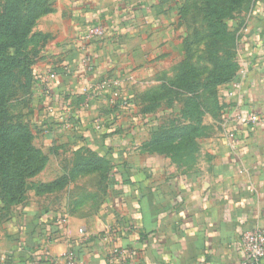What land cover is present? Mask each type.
<instances>
[{"label": "crops", "instance_id": "0c3cea01", "mask_svg": "<svg viewBox=\"0 0 264 264\" xmlns=\"http://www.w3.org/2000/svg\"><path fill=\"white\" fill-rule=\"evenodd\" d=\"M162 1L54 5L48 32L58 50L34 66L35 85L42 98L51 96L53 112L65 108L67 127L59 133L50 117L42 125L51 122L44 125L49 138L77 141L66 146L70 156L103 159L105 177L97 171L68 177L66 190L31 194L6 207L0 213V264H66V251L77 264H105L108 230L111 243L129 250L127 264H248L239 238L264 225V122L245 125L230 118L254 111L264 116V0H254L241 33L240 68L220 93L217 132L188 162L144 149L149 132L130 89L141 70L150 73L148 65L143 70L134 64L150 60L164 34L158 31ZM92 23L106 32L91 43L95 69L83 83L76 71L79 52L65 47L69 36L77 39ZM66 28L71 30L65 34ZM54 71L57 78L47 79ZM98 82L105 87L92 92L88 86ZM85 93L90 98L81 108ZM116 100L122 102L111 109Z\"/></svg>", "mask_w": 264, "mask_h": 264}, {"label": "rangeland", "instance_id": "374dc122", "mask_svg": "<svg viewBox=\"0 0 264 264\" xmlns=\"http://www.w3.org/2000/svg\"><path fill=\"white\" fill-rule=\"evenodd\" d=\"M10 1L0 0V16ZM58 1L62 2L21 0L20 18L24 22L37 7L49 11L33 19L22 40L17 38L20 55L23 51L27 54L23 61L30 60L28 66H15L5 74L9 83L6 104L0 113L5 112L6 137L1 139L0 147L9 148L3 155L5 166L0 167V198L8 192L26 200L31 194L66 190L69 185L70 171L60 172V168L74 164L76 155L70 156L67 147H76L78 143L61 136L47 137L49 131L44 125L51 122L42 125L47 118L53 119L50 127H56L54 130L59 133L67 126L53 112L51 96L45 93L46 99L40 95L34 69L51 50H58L55 41L50 42L53 32H48ZM64 1L68 4L77 0ZM253 8L254 0L162 1L158 31L163 30L164 34L155 42L150 60L134 64L141 69L148 65L150 73L144 76L141 70L130 86L145 112V131H170L168 147L188 143L186 147L194 146L197 150L193 154H198L205 140L217 132L221 121L219 97L229 84L223 78L237 75L240 68L241 33L253 16ZM79 36L80 33L77 39ZM68 38L65 50L72 47L79 52L77 39Z\"/></svg>", "mask_w": 264, "mask_h": 264}, {"label": "trees", "instance_id": "16d2710c", "mask_svg": "<svg viewBox=\"0 0 264 264\" xmlns=\"http://www.w3.org/2000/svg\"><path fill=\"white\" fill-rule=\"evenodd\" d=\"M21 0H11L3 9V12L0 16V112H2L4 105L6 104L5 94L7 93V84L9 83L5 77V74L15 66H22L27 67L30 60L26 59V52H22L21 55L18 50V42L19 39H23L30 30L31 24L34 18H37L43 12H48L49 9L41 10L40 7L35 8L32 12V16H30L27 20L22 21L20 18V7ZM19 38V39H17ZM21 39V40H22ZM13 50L12 52H10ZM236 75L231 74V78H223V81L226 83H230L234 80ZM134 101L137 102L136 97L133 96ZM122 101L116 100L115 103L111 104V109H116L119 107V104ZM138 103V102H137ZM141 113L144 115L145 112L143 108H141ZM5 113V112H4ZM4 113H0V141L1 139L5 138V131L3 130L4 124ZM77 116V114H74ZM167 133L170 131L164 130H157L155 132L150 133L148 139L144 142L143 147L149 152H156L160 154H166L171 157V159L175 162L179 161H190L192 157L195 155L193 152L194 146H189L188 143H184L181 145L177 143L175 147H168L170 145V137ZM191 145V144H190ZM8 147L1 148L0 147V167L3 165V155L4 152H7ZM194 149V150H193ZM75 162L73 169L68 173L70 178L82 174V173H89L93 171H97L100 174V179H104L105 177V170H106V162L101 159L100 157L94 156L93 154L89 153L87 157L81 158V156L75 157ZM0 213L4 214L3 211L9 205L13 203H18L23 201L21 198H15V195H10L8 192L6 194H2L0 198Z\"/></svg>", "mask_w": 264, "mask_h": 264}, {"label": "built area", "instance_id": "2783aa9c", "mask_svg": "<svg viewBox=\"0 0 264 264\" xmlns=\"http://www.w3.org/2000/svg\"><path fill=\"white\" fill-rule=\"evenodd\" d=\"M105 27L99 23H92L85 26L82 29L78 39V59H77V74L79 79L84 83L89 82L90 75L94 71V64L92 60V54L89 46L92 42L103 38L105 34ZM66 73L65 68L62 70ZM57 72H50L46 75L47 79H56ZM105 82H98L88 87L92 89V92L103 89ZM49 96V95H48ZM86 100L83 102L81 108L87 107V100L90 98L86 95ZM115 97V96H113ZM113 100V98H112ZM113 102V101H112ZM57 116L59 119L64 120L65 108H62ZM230 121L239 122L245 125H256L264 122V116L257 112H248L244 114H236L230 118ZM228 137L235 140V134L233 131L228 132ZM109 231V230H108ZM108 231L103 238L105 243V264H127L129 258V250L124 249L113 242L111 243ZM239 245L241 252L246 256L248 264H264V225L255 226L249 230L244 231L239 238ZM66 264H77V258L71 251L64 253Z\"/></svg>", "mask_w": 264, "mask_h": 264}]
</instances>
